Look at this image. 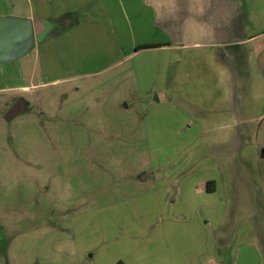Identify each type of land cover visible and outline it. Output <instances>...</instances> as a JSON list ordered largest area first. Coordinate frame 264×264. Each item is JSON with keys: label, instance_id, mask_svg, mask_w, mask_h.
Here are the masks:
<instances>
[{"label": "rangeland", "instance_id": "1", "mask_svg": "<svg viewBox=\"0 0 264 264\" xmlns=\"http://www.w3.org/2000/svg\"><path fill=\"white\" fill-rule=\"evenodd\" d=\"M95 1L0 0V15L61 17L68 27L107 17L114 32L47 35L0 64V264H264V246L245 237L264 224L224 214L227 200L215 182L207 185L189 116L146 79L152 71L138 70L151 57L118 64L133 42L148 41L135 33L140 18L148 33L150 17L129 0H101L109 1L105 16L101 6L94 16ZM242 9L254 21L248 33L264 29V0H242ZM165 40L155 33L154 41ZM99 68L106 70L74 79ZM20 97L28 111L5 120ZM245 140L248 160L249 147L261 145L256 170L264 175V131ZM221 223L229 224L224 248Z\"/></svg>", "mask_w": 264, "mask_h": 264}, {"label": "crops", "instance_id": "2", "mask_svg": "<svg viewBox=\"0 0 264 264\" xmlns=\"http://www.w3.org/2000/svg\"><path fill=\"white\" fill-rule=\"evenodd\" d=\"M129 1L140 17L151 19L147 34L142 18L136 21L135 35L148 38L139 46L155 47L138 49L133 42L132 51L124 52L118 64L151 57L149 68L138 65V70L152 71L154 75L146 79L153 78V84L160 86L158 92L189 116L192 133L201 137L208 179L215 182L214 191H221L227 200L224 214H251L264 224V175L256 170L261 145L249 147L250 160L244 154L247 136L254 139L264 131V29L247 32L254 21L249 11L243 12L242 0H141L142 8L137 0ZM95 3L89 6L92 15L96 16L95 6H101L105 16L109 1ZM44 19L50 25L48 36L56 35L57 40L114 36L107 17L96 16L86 24L76 21L69 27L61 17ZM155 33L166 40L154 41ZM103 70L83 71L74 79L97 76ZM191 165L196 166L195 162ZM225 227L219 225V248L229 245V224ZM233 234L237 241L240 236ZM245 237L250 244L260 241L264 246V225L259 231L250 229Z\"/></svg>", "mask_w": 264, "mask_h": 264}, {"label": "water", "instance_id": "3", "mask_svg": "<svg viewBox=\"0 0 264 264\" xmlns=\"http://www.w3.org/2000/svg\"><path fill=\"white\" fill-rule=\"evenodd\" d=\"M47 24L41 18L0 15V64H12L31 51L37 41L48 35ZM28 109L29 103L20 97L9 107L4 119L9 121Z\"/></svg>", "mask_w": 264, "mask_h": 264}, {"label": "trees", "instance_id": "4", "mask_svg": "<svg viewBox=\"0 0 264 264\" xmlns=\"http://www.w3.org/2000/svg\"><path fill=\"white\" fill-rule=\"evenodd\" d=\"M151 47H155V46H153V45H143V46H139L138 49H147V48H151ZM210 184L213 185L212 182L207 183V185H210Z\"/></svg>", "mask_w": 264, "mask_h": 264}]
</instances>
